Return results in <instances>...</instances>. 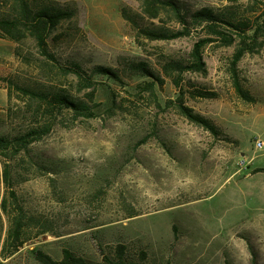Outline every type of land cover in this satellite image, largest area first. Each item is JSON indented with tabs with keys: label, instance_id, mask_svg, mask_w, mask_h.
I'll return each instance as SVG.
<instances>
[{
	"label": "rangeland",
	"instance_id": "obj_1",
	"mask_svg": "<svg viewBox=\"0 0 264 264\" xmlns=\"http://www.w3.org/2000/svg\"><path fill=\"white\" fill-rule=\"evenodd\" d=\"M11 1L0 0V16L12 13ZM45 1L76 12L50 34V56L31 36L0 38V135L50 127L14 158L0 152V264H44L40 252L61 260L64 249L96 264L119 244L139 262L145 253L144 264H264V172L256 171L264 167V42L236 65L245 97L234 83L235 45H207L205 69L181 72L173 63L191 61L202 32L144 37L139 28H180L165 14L148 17L144 0ZM173 1L183 12L237 17L264 3ZM96 66L118 78L94 75ZM77 70L93 83L81 84ZM19 88L69 94L92 113L49 112ZM180 97L216 131L183 116ZM11 190L27 216L17 250L7 245L9 214L18 213Z\"/></svg>",
	"mask_w": 264,
	"mask_h": 264
},
{
	"label": "trees",
	"instance_id": "obj_2",
	"mask_svg": "<svg viewBox=\"0 0 264 264\" xmlns=\"http://www.w3.org/2000/svg\"><path fill=\"white\" fill-rule=\"evenodd\" d=\"M11 3L12 13L7 16H0V38L20 42L27 36H31L37 41L41 52L47 56L51 55L47 51L50 34L64 21L72 20L76 14L75 10L72 8H65L59 4L48 3L45 0H12ZM262 5L263 9L258 7L247 9V13L255 16L237 17L232 14H221L211 7H203L190 13L183 12L181 7L173 0H144V12L148 17L151 19H162V14H165L169 17L170 22L178 24L180 28H171L167 26L139 28V33L148 39H175L190 36L200 29L199 31L202 33L198 36L195 43L191 54V61L187 63H173L174 67L181 72L202 71L205 69L206 63L203 56V49L207 45L217 41L226 46L235 45L233 59L234 83L239 94L247 97V92L239 82L236 65L247 53H253L263 45L264 3ZM129 18L133 24L139 26L134 18ZM139 65H141V70L147 75H153L145 64ZM75 73L81 84L82 82L88 84L93 83L83 75V71L77 70ZM93 73L94 75L100 74L118 78V74L110 67L96 66L93 69ZM175 83L177 86L179 85V81L175 80ZM151 89H153V87ZM19 90L24 94L31 93L34 99L46 105V109H48L49 112H52V108L55 107L71 109L76 113L91 112V108L85 101L73 98L69 94L60 92L37 93L27 88H19ZM94 91L95 90L88 94L91 101L94 99ZM8 97L9 102H12V90L9 91ZM178 101L177 108L183 116L207 129L216 131V127L212 124L210 119L196 114L193 108L184 104L182 97H180ZM42 129L43 130H40V128L32 129L14 138L0 135V152L9 155L10 158H14L20 154L23 149L27 148L32 141L41 138L43 134L49 132L50 127L45 125ZM256 171L264 172V167L257 168ZM3 176L5 183L9 187L12 179L11 166L9 164L5 165ZM10 195L13 199V203L17 206L18 213L15 214V216L9 214L12 228L7 239V245L11 243L14 249L17 250L23 245L22 234L25 225L24 219L27 216L24 208L18 203L16 192L11 190ZM3 207L8 211L7 199L4 200ZM10 239L12 240L11 242ZM141 255L142 261L139 262L127 255V247L125 245L119 244L115 249L114 255H104L102 262L96 264H144L142 262L145 253ZM39 259L44 264H94L89 262L86 258L77 255L70 249L63 250V257L61 260H54L50 255L44 252H40Z\"/></svg>",
	"mask_w": 264,
	"mask_h": 264
},
{
	"label": "built area",
	"instance_id": "obj_3",
	"mask_svg": "<svg viewBox=\"0 0 264 264\" xmlns=\"http://www.w3.org/2000/svg\"><path fill=\"white\" fill-rule=\"evenodd\" d=\"M263 145H264L263 142H261V141H258V142H257V146H258L259 148L263 147Z\"/></svg>",
	"mask_w": 264,
	"mask_h": 264
}]
</instances>
